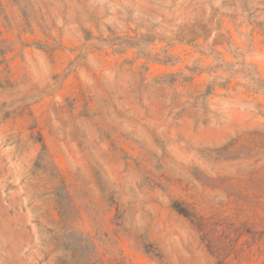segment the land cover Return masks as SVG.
Segmentation results:
<instances>
[{
    "label": "rangeland",
    "instance_id": "rangeland-1",
    "mask_svg": "<svg viewBox=\"0 0 264 264\" xmlns=\"http://www.w3.org/2000/svg\"><path fill=\"white\" fill-rule=\"evenodd\" d=\"M0 264H264V0H0Z\"/></svg>",
    "mask_w": 264,
    "mask_h": 264
},
{
    "label": "trees",
    "instance_id": "trees-1",
    "mask_svg": "<svg viewBox=\"0 0 264 264\" xmlns=\"http://www.w3.org/2000/svg\"><path fill=\"white\" fill-rule=\"evenodd\" d=\"M180 211H182L183 212V210L181 209Z\"/></svg>",
    "mask_w": 264,
    "mask_h": 264
}]
</instances>
